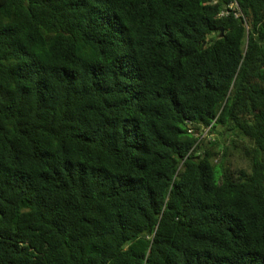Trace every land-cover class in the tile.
Wrapping results in <instances>:
<instances>
[{
  "label": "trees",
  "instance_id": "trees-1",
  "mask_svg": "<svg viewBox=\"0 0 264 264\" xmlns=\"http://www.w3.org/2000/svg\"><path fill=\"white\" fill-rule=\"evenodd\" d=\"M0 264H264V0H0Z\"/></svg>",
  "mask_w": 264,
  "mask_h": 264
},
{
  "label": "rangeland",
  "instance_id": "rangeland-1",
  "mask_svg": "<svg viewBox=\"0 0 264 264\" xmlns=\"http://www.w3.org/2000/svg\"><path fill=\"white\" fill-rule=\"evenodd\" d=\"M205 136V140H204V143L206 144V145H208V142L210 141V142H213L214 140L216 141V142H218V137H217V134H212V135H207V134H205L204 135ZM231 160H233L232 159V157L229 159V162H231ZM233 164H234V168L235 167H238V166H244V162L243 161H241V160H239V159H235V160H233ZM238 165V166H237Z\"/></svg>",
  "mask_w": 264,
  "mask_h": 264
},
{
  "label": "built area",
  "instance_id": "built-area-1",
  "mask_svg": "<svg viewBox=\"0 0 264 264\" xmlns=\"http://www.w3.org/2000/svg\"><path fill=\"white\" fill-rule=\"evenodd\" d=\"M239 14H236L235 16H238Z\"/></svg>",
  "mask_w": 264,
  "mask_h": 264
}]
</instances>
